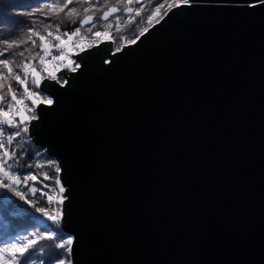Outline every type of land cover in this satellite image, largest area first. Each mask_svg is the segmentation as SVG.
I'll return each instance as SVG.
<instances>
[{
  "label": "water",
  "instance_id": "1",
  "mask_svg": "<svg viewBox=\"0 0 264 264\" xmlns=\"http://www.w3.org/2000/svg\"><path fill=\"white\" fill-rule=\"evenodd\" d=\"M246 2L193 0L43 81L28 137L61 166L72 264H264V5Z\"/></svg>",
  "mask_w": 264,
  "mask_h": 264
},
{
  "label": "snow or ice",
  "instance_id": "2",
  "mask_svg": "<svg viewBox=\"0 0 264 264\" xmlns=\"http://www.w3.org/2000/svg\"><path fill=\"white\" fill-rule=\"evenodd\" d=\"M192 2L193 0H115L112 3L111 0H103L101 3V0H52L43 7H36L26 13L31 16L39 13L57 21L55 24H43L45 34H41L33 26L28 28L26 38L0 37V44L3 45L0 57H6L0 59V190H4L0 192V201L3 202L0 212L5 217L25 216L29 220L28 227L20 231L13 230L0 241V264H36L34 257L37 256L42 241H48L46 247L53 251L47 261L40 257V264H52L53 259L56 264H72V246L76 238L71 235L64 237L59 226L67 199L64 195L66 188L59 175L61 166L51 157L48 158L47 165L30 163L25 159L37 155L29 153L24 147L26 142L23 141L24 135L29 132L31 121L39 118L37 108L41 104H53L52 99L42 94L43 81L63 86L67 81L59 75L61 70L76 72L80 67V63L72 59L73 55H79L104 42L117 45L123 43L124 47L134 45L141 37L146 36L151 27L164 20L169 12L190 7ZM250 4L253 7L256 4L264 5V0H247L243 7ZM65 22L78 23L79 26L70 33H61L60 29ZM134 27L135 31L130 37L119 35ZM114 30L117 35H113ZM37 39L38 50L32 52L31 49H37ZM29 41L31 49L17 51ZM115 51H122V47L117 46ZM81 59L86 61L87 57ZM13 83L16 87H13ZM48 87L49 85H44V91ZM45 166L54 170L55 174L42 171ZM8 192L28 204L34 212L20 206L7 195ZM38 192L47 206H39L40 201L34 199ZM35 213L41 215L37 217ZM56 249L62 251H55Z\"/></svg>",
  "mask_w": 264,
  "mask_h": 264
},
{
  "label": "trees",
  "instance_id": "3",
  "mask_svg": "<svg viewBox=\"0 0 264 264\" xmlns=\"http://www.w3.org/2000/svg\"><path fill=\"white\" fill-rule=\"evenodd\" d=\"M50 2H52V0H0V37H11V39L26 38V35L28 34V28L33 27V26H35L37 30H40L41 34H45L43 32V24H55L57 21L52 19L51 17L42 16L39 13H37L34 16L27 15L26 13L34 10L36 7H43L44 4L50 3ZM102 2L103 0H101V3ZM111 2L115 3V0H111ZM72 6L73 5H69V7H72ZM119 14L120 13H117V15ZM78 26H79L78 23L68 24L67 22H65V25L61 27L60 31L61 33L65 31L70 33L74 31L75 28ZM134 31H135V27L133 29L121 32L119 35L130 37ZM113 35H117L115 30L113 31ZM34 39L36 38L34 37ZM48 39L51 40V38H48ZM52 42H55V41H52ZM38 45H39V41L37 39V49H31V42L29 41L27 44L22 45L21 49H17V51L23 50L24 48H29L31 49L32 52H35L36 50H38ZM117 46L122 47L123 43H120L119 45L113 43L114 51ZM2 47L3 45L0 44V48ZM26 55H28V53H26ZM3 58H6V57H0V59H3ZM17 59L19 60L20 58L17 57ZM38 70H39V67H38ZM62 78L64 79V77ZM13 87H16L15 83H13ZM14 130L15 129H9V131H14ZM19 139L20 138H18V140ZM23 141L26 142L24 144V147L29 153L37 154L35 157L28 156V157H25V159H27L30 163L39 162V163H44L45 165H47L48 158L50 156H48L45 150L35 146L31 142V140L28 137V133L24 135ZM51 159L54 161L53 158ZM25 168H26V165H25ZM42 171L49 172L50 175L55 174L54 170L48 168L47 166H45V168L42 169ZM45 183H51V181H45ZM38 187H42V185H38ZM24 190L26 191V189ZM3 191L4 190H0V192H3ZM7 195L11 197L13 200H15L24 209H27L29 212H34V209H32L24 201L19 200L11 192H8ZM34 199H37L40 201L39 206H47L46 201L40 197L39 192L37 193L36 197H34ZM2 208H3V202L0 201V209ZM35 215L39 217L41 214L35 213ZM49 223L51 222L49 221ZM28 226H29V220L27 217L25 216L5 217V215L2 212H0V241L6 238L7 233L13 232V230L20 231L21 229L28 227ZM62 235L64 237H67L63 232H62ZM48 243H49L48 241L41 242L40 250H38L37 256L34 257V259H36V264H40V259H39L40 257H43V259L47 261L49 256L52 254L53 250L46 247ZM55 251H62V250L56 249ZM52 264H56L54 259L52 261Z\"/></svg>",
  "mask_w": 264,
  "mask_h": 264
},
{
  "label": "rangeland",
  "instance_id": "4",
  "mask_svg": "<svg viewBox=\"0 0 264 264\" xmlns=\"http://www.w3.org/2000/svg\"><path fill=\"white\" fill-rule=\"evenodd\" d=\"M114 52H116V51H114ZM72 59H74V58H72Z\"/></svg>",
  "mask_w": 264,
  "mask_h": 264
},
{
  "label": "built area",
  "instance_id": "5",
  "mask_svg": "<svg viewBox=\"0 0 264 264\" xmlns=\"http://www.w3.org/2000/svg\"><path fill=\"white\" fill-rule=\"evenodd\" d=\"M50 59V58H49Z\"/></svg>",
  "mask_w": 264,
  "mask_h": 264
}]
</instances>
